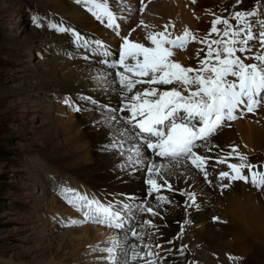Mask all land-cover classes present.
I'll list each match as a JSON object with an SVG mask.
<instances>
[{"label":"bare ground","instance_id":"6f19581e","mask_svg":"<svg viewBox=\"0 0 264 264\" xmlns=\"http://www.w3.org/2000/svg\"><path fill=\"white\" fill-rule=\"evenodd\" d=\"M68 1L47 0L48 6H54L57 10L63 11V17H61L69 25L66 29L67 31L56 33L52 28L49 30L45 28L44 31L33 29V32L34 35L39 36L41 39L63 40L67 45L70 44L72 46L70 47L73 52L79 51L82 56H78L79 59L73 61H65L66 63L63 67H58L60 63L54 64L55 61L60 60L61 55L45 60L43 65L49 74L50 82L59 83L62 92H64L66 98L69 97L70 101H74L80 96H90L93 100H100V105H96V112L87 115L89 117L78 114L63 120L64 123L68 124L67 126H70L71 123L73 124L72 121L75 120L76 126L79 129L84 127V129L78 131L80 137L78 138V135L76 137L78 142L74 143L75 145L71 148L73 152H67L59 160L47 161L48 165L46 164L43 169L51 171L56 168L57 175L53 176V183H50L53 184V187L51 185L47 187L48 189L50 187L53 189L48 191L47 196L45 192L40 193L39 196L42 197L43 203L47 202L49 204V209H53L59 215L67 213L72 218L77 217L78 214L65 207L56 194L61 185H67L68 189L87 196L89 199L98 200L102 204L105 197L118 195L126 203H130L127 212H133V210L135 212L126 213V216H124L126 219L124 229H121L118 233L112 231V229L104 228L101 224L86 223L81 228L77 227L79 229L70 230L67 236L63 235V239L59 243L65 240V243L71 246L73 251L84 244L88 245L94 242L98 244L97 241L104 238H106L104 241L111 246L113 238L117 237L118 240L124 242V237L127 235L128 239L124 242L125 246H129L128 241H130L135 251L139 254L137 259L131 264H146L147 259H153L157 261V264H163L164 256L167 257L166 264H169V262L170 264H177L179 261L183 262V260L190 259L192 254H194L193 257L196 254L197 258L212 264L216 260L217 248L226 243L224 238H229L230 244H232L230 247L235 253L242 252L243 245L240 241L243 239L245 232L258 245L264 246V187L250 188L247 185L237 183L222 191L220 196V191L216 186L212 185V183L207 185L201 175L189 165L186 166L185 161H181L175 167L169 166L167 169L161 170L164 177L172 185V190L169 191L167 186H164L159 193L150 194V186L147 183L146 185L144 184L148 179V173H145L146 166L150 163H156L157 165L168 164V161L150 158L144 147H141L143 164L133 165L129 161L128 157L132 155L133 144L139 142L134 141L129 136V133L124 131L126 127L120 119V115L127 116L128 113L118 111L122 107L119 85L112 83L116 69H110L106 65L103 66L100 63L103 59L96 60V55L91 54L83 46L81 48L79 40H70V34L77 36L72 29L78 28L80 33L84 35L92 32L94 38H102L108 41L110 40L108 34L112 33V29L106 27L107 21L104 26L100 24L98 19L92 21L89 16L91 12L85 8L83 3L78 4L75 0H72V2ZM207 1L199 0L198 3L200 6H205ZM110 6L117 17V24L121 26V36L128 35L130 32L124 29L125 18L130 14L134 18L130 20L126 28L136 23L138 13L144 24L149 26L157 25L159 30H163L169 17H172L174 23L179 27L184 24L189 27L200 25L193 20L187 11L188 9H198L199 7H193L188 0H110ZM141 7H143L144 11L138 12V8ZM187 7L188 9L186 10ZM195 13L197 16L193 13L194 16L199 19L207 18L202 16L199 10H196ZM256 13L259 14V10ZM135 29L136 31L132 32L130 38L144 42L147 46L149 42L143 39L147 30L141 26V23L137 24ZM178 32L179 30L173 34L177 35ZM55 33L57 36H54ZM121 36H117L115 32L113 33L111 42L113 47L119 48L122 43ZM174 52L172 59L176 61H182L185 52L192 55L190 49L188 51L178 50ZM257 52L259 54L264 52V48H261L259 43H257ZM118 55L119 53L116 52L115 57L118 58ZM184 62L189 63L191 60L185 59ZM146 87L148 85L137 86V88ZM161 87L167 88V86ZM89 102H92V100H89ZM112 117H115V120ZM126 126L127 128L129 127L128 125ZM90 127L91 129L89 130ZM232 147L237 148L238 152L247 155L261 152L264 149V106L259 107L254 116L246 115L243 120L235 121L231 129L225 126L218 129L217 133L210 138V142L205 147L197 149V151L202 156L212 158V163H216L220 157H228ZM82 152L80 161L87 162L86 157L89 155L93 159V164L89 169L83 167L82 165L84 164L77 165L70 162L71 160H77L75 157H78L79 153ZM234 157H236L235 153L228 157L226 162H233ZM73 165H77V171L72 167ZM38 168L41 171V165ZM209 170L206 167L208 173ZM253 171H255L254 168ZM257 172H260V167H257ZM262 172H264V168ZM244 173L248 174L246 169H244ZM158 178L156 177L157 182L163 185V180ZM54 180L56 184H54ZM39 182L36 187H40L43 183ZM146 188L150 196L148 201L144 199V190ZM190 193L196 197L195 206H189ZM156 195L167 196L168 202L162 203L153 200L152 198H155ZM141 205H144L145 208L152 207L158 214L151 215L147 211H140ZM120 213L123 214V212ZM135 214H139V216L136 217ZM54 216L57 215H44L40 220L45 222L48 217ZM214 217H218L219 221H214ZM139 221L142 226H139L140 224L137 225ZM144 221H151V225L145 224ZM129 228L134 229L139 234V238H130L129 234L131 231H129V234L124 231ZM144 232L147 233L146 238L143 237ZM47 237L49 236L43 234V238L39 240L40 243L37 245L41 246L45 243L48 245V240L42 241ZM137 241L143 245H153L156 249L164 248V252L159 258L156 255L148 257L146 255L148 251L153 253H156V251L153 249L142 250V248L137 247L139 244ZM69 242L70 244H68ZM177 243L179 246L187 245L188 250L192 249V252L187 253V250H184L186 255L179 253L176 247ZM96 244L93 247L97 246ZM157 245H160L159 248H157ZM117 251L119 252V249ZM129 253L131 255V251ZM92 256L97 259L94 264H107L103 261L106 255L93 254ZM58 260L59 258L49 257L42 264H55V261ZM197 260H192L191 263L202 264ZM217 260L219 261V259ZM59 262L61 264L64 261L61 260Z\"/></svg>","mask_w":264,"mask_h":264},{"label":"snow or ice","instance_id":"6c2138e0","mask_svg":"<svg viewBox=\"0 0 264 264\" xmlns=\"http://www.w3.org/2000/svg\"><path fill=\"white\" fill-rule=\"evenodd\" d=\"M75 2L83 3L96 19H106V27L121 36V26L116 22L117 17L111 9L110 0ZM140 11H144L143 7ZM255 15L254 11L235 12L231 17L236 20L235 26L228 18L216 17L211 21L208 36L216 34L219 38L208 39L206 36L203 40L198 39L187 28L182 34L174 35L168 31L171 25H165L163 30L152 31L151 26L141 21V26L147 30L143 39L149 44L146 46L144 42L131 39L132 32L136 31L135 28L131 29L128 35L121 36L118 59L111 62L107 59L101 61L108 68L116 69L112 83L119 85L122 107L118 111L128 113L120 119L129 126L124 131L129 133L134 141H139L133 144L129 161L133 165L143 164L141 147L151 150L152 154L161 160L168 161V164L150 163L146 166V183L150 186V194L159 193L164 186H167L169 191L172 190V185L161 170L169 166L175 167L182 160L186 166L190 164L192 168L203 173L207 180L206 165L209 157L200 155L197 149L205 147L217 130L227 126L226 122L237 119L238 114L242 116L245 112L254 113L264 106V54L246 55L243 58L237 55L251 52L250 42L256 41L264 48V30L257 35L247 22L249 17ZM33 23H36L35 17ZM218 25H223V29L218 28ZM50 27L57 28L60 32L67 31L56 25ZM76 39L79 40L78 35ZM189 42L207 45L204 58L199 60L195 68L183 66L172 59L174 50H186ZM96 44L98 48L104 47L100 41ZM201 51L204 50H198V57ZM110 55L107 50L103 52L105 58ZM248 59L256 62L246 63L245 60ZM138 85L148 87L137 88ZM168 85L176 87H161ZM65 103L70 102L66 100ZM112 119L115 120V117ZM233 153L240 163H228L227 168L230 171H220L218 179L229 182L242 180L258 188L264 187V172L253 171L254 166L248 163L247 157L240 154L235 147H232L228 157ZM228 157L222 156L216 163L223 164ZM245 168L247 175L243 171ZM156 177L163 180V185L157 182ZM64 191L66 195L70 193L72 196L67 202L83 215V221L74 220L73 224L91 221L117 230L124 229V218L111 204L104 205L71 189ZM155 199L162 203L168 202L166 197L160 195H156ZM189 200V206L196 205L194 194H189ZM140 211H147L151 215L158 214L152 207L145 208L144 205L140 206ZM213 219L219 221L218 217ZM144 223L151 225V221ZM128 231H131L133 237L139 238L134 229L129 228ZM127 239L125 235L124 242ZM124 242L113 238L111 247L101 249L108 254V264H131L137 259L139 254L134 247L125 246ZM146 255L153 257L156 254L148 251ZM229 259L237 258L230 256ZM146 264H157V261L147 259Z\"/></svg>","mask_w":264,"mask_h":264},{"label":"rangeland","instance_id":"374dc122","mask_svg":"<svg viewBox=\"0 0 264 264\" xmlns=\"http://www.w3.org/2000/svg\"><path fill=\"white\" fill-rule=\"evenodd\" d=\"M198 1L191 2L193 7H199L191 8L195 15L196 10L201 11V15L209 11L214 13L216 10H229L233 3L232 0H208L205 6H200ZM222 1L226 5H223ZM259 3L260 0H242L240 6L234 7L235 11L231 10L226 18L229 22H234L236 20L231 17L235 12H245L251 5L254 6L255 12L259 10L262 20L255 25V34L258 35L264 29H262L264 8H257ZM62 12L54 6H48L47 0H0V264H42L49 257L59 258L55 264H60L61 260L64 261L61 264H94L97 259L93 258V254L106 255L103 261L108 264V254L101 249L111 246L104 241L106 239L104 237L97 241L98 244L95 242L84 244L73 251L65 240L59 243L63 235L67 236L70 230L79 229L86 223L73 225L72 221H81L78 213V216L73 218L67 213L59 215L53 209H49V204L43 203L42 197L39 196L42 192L47 196L48 191L53 189V184H50L53 183V176L57 175L56 168L52 169L53 172L43 169L46 164L48 165L47 161L59 160L67 152H73L71 148L78 142L76 138L78 131L84 129V127L79 129L75 120L70 119L73 122L70 126L63 120L78 114L89 117L87 115L96 112V105H100V100H93L90 96H80L70 101L62 92L59 83L50 82L49 74L43 65L45 60L61 55L60 60L54 64L60 63L58 67H63L65 61H73L82 56L79 51L73 52L72 46L63 40L55 38L46 40L34 35L35 29L49 30L51 27L47 26L46 21H54L56 15L63 17ZM194 14L193 19L198 21L199 18ZM33 17L36 18V23H33ZM56 33L54 36H57ZM256 54L258 53L254 52L253 56ZM66 100L70 103L66 104ZM75 108L81 110L75 111ZM80 154L83 152L77 154L78 157H75L77 160L70 162L84 164L82 166L89 169L93 164L91 155H89L91 158L86 157L87 162L82 160V163ZM240 154L246 156L247 162L252 165L264 163V149L248 155ZM236 163H240L239 159ZM77 165L72 166L76 171ZM145 173L147 174L146 170ZM39 181L43 183L36 187ZM50 185L52 187L48 189ZM44 215L57 216L48 217L43 222L40 218ZM138 216L139 214H136V217ZM137 225L142 226L140 221ZM124 231L129 234L127 229ZM43 234L49 237L42 241L48 240L49 243L38 246ZM130 234V238H134ZM146 236L147 233L144 232L143 237ZM128 242V245L133 247L130 241ZM224 242L228 245L225 243L217 248L216 260L212 264H264V246L258 245L246 232L240 241L243 253L241 251L235 253L231 249L229 238H224ZM138 243L136 246L142 250L156 251L158 258L164 252V248L156 249L153 245ZM95 244L97 246L93 247ZM176 247L178 252L184 255H186L184 250H187V253L192 252V249L188 250L187 245L179 246L177 243ZM193 255L190 259L179 261L177 264H192V260L197 259L202 264H209L197 258L196 254L195 257ZM230 256L237 259H229ZM164 258L163 264H166L167 257Z\"/></svg>","mask_w":264,"mask_h":264}]
</instances>
